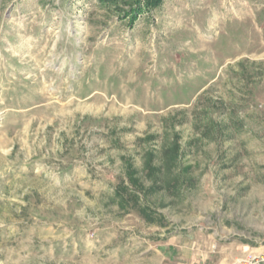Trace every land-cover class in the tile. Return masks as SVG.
I'll list each match as a JSON object with an SVG mask.
<instances>
[{
	"label": "rangeland",
	"instance_id": "obj_1",
	"mask_svg": "<svg viewBox=\"0 0 264 264\" xmlns=\"http://www.w3.org/2000/svg\"><path fill=\"white\" fill-rule=\"evenodd\" d=\"M127 10L0 0V264H264V0Z\"/></svg>",
	"mask_w": 264,
	"mask_h": 264
},
{
	"label": "trees",
	"instance_id": "obj_2",
	"mask_svg": "<svg viewBox=\"0 0 264 264\" xmlns=\"http://www.w3.org/2000/svg\"><path fill=\"white\" fill-rule=\"evenodd\" d=\"M121 2L123 4L126 3L128 7V10L125 13L124 18H130V23L132 24L140 12H142L143 10L151 11L159 8L163 0H100L101 4L104 5L108 4V6H115V7H117V5ZM131 177H133L132 174ZM135 209H137L136 211L139 214L144 213L143 212L144 210L141 209L139 206H137V208L135 207Z\"/></svg>",
	"mask_w": 264,
	"mask_h": 264
},
{
	"label": "crops",
	"instance_id": "obj_3",
	"mask_svg": "<svg viewBox=\"0 0 264 264\" xmlns=\"http://www.w3.org/2000/svg\"><path fill=\"white\" fill-rule=\"evenodd\" d=\"M172 246V244H170ZM174 247V246H172ZM175 248V247H174ZM162 249V252L163 254H161V256L163 257V260H168V261H171L172 259H176V260H179V259H184V255H183V251H180L175 248H170L169 246L167 248H161ZM186 253V252H185ZM173 254V255H171ZM183 257V258H181ZM187 261H186V264H208L205 263V261H197V259L195 258V256H192V253H189L188 256L186 257ZM171 262H168V263H165V264H170ZM174 264H177V263H174ZM178 264H182V263H178ZM213 264H218V263H213Z\"/></svg>",
	"mask_w": 264,
	"mask_h": 264
},
{
	"label": "built area",
	"instance_id": "obj_4",
	"mask_svg": "<svg viewBox=\"0 0 264 264\" xmlns=\"http://www.w3.org/2000/svg\"><path fill=\"white\" fill-rule=\"evenodd\" d=\"M259 108L264 109V101L259 105ZM261 261H264V256L261 258Z\"/></svg>",
	"mask_w": 264,
	"mask_h": 264
}]
</instances>
